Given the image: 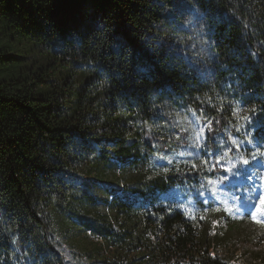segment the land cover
Instances as JSON below:
<instances>
[{
    "label": "trees",
    "instance_id": "trees-1",
    "mask_svg": "<svg viewBox=\"0 0 264 264\" xmlns=\"http://www.w3.org/2000/svg\"><path fill=\"white\" fill-rule=\"evenodd\" d=\"M183 108L263 122L264 0H0V264H227L145 170Z\"/></svg>",
    "mask_w": 264,
    "mask_h": 264
},
{
    "label": "rangeland",
    "instance_id": "rangeland-1",
    "mask_svg": "<svg viewBox=\"0 0 264 264\" xmlns=\"http://www.w3.org/2000/svg\"><path fill=\"white\" fill-rule=\"evenodd\" d=\"M260 119L262 123L245 128L236 124V131L225 128L211 149L205 136L207 118L187 108L178 110L174 121L186 143L167 153L155 152L145 169L150 175L177 168L198 174L164 196L195 222L208 223L210 232L221 238L214 252L227 264H264V113ZM70 239L79 246L93 241L76 230ZM65 253L72 256L68 249ZM69 264L87 263L72 258Z\"/></svg>",
    "mask_w": 264,
    "mask_h": 264
},
{
    "label": "snow or ice",
    "instance_id": "snow-or-ice-1",
    "mask_svg": "<svg viewBox=\"0 0 264 264\" xmlns=\"http://www.w3.org/2000/svg\"><path fill=\"white\" fill-rule=\"evenodd\" d=\"M245 119H247V117H245ZM244 163L247 164L248 162L245 160ZM165 171H167V169H165ZM257 223H260V221H257Z\"/></svg>",
    "mask_w": 264,
    "mask_h": 264
}]
</instances>
